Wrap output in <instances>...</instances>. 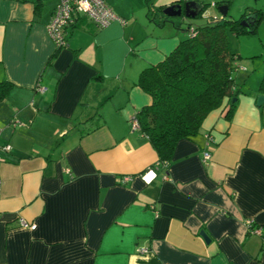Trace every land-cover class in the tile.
I'll use <instances>...</instances> for the list:
<instances>
[{
	"label": "crops",
	"instance_id": "obj_1",
	"mask_svg": "<svg viewBox=\"0 0 264 264\" xmlns=\"http://www.w3.org/2000/svg\"><path fill=\"white\" fill-rule=\"evenodd\" d=\"M46 1L37 14L34 0H0V83L10 85L0 101V264H264V105L256 106L264 75L253 80L238 60L243 93L231 119L226 99L192 141L178 142L166 171L132 130L151 103L136 83L190 25H161L147 0H104L122 22L100 29L81 16L58 51L47 32L57 0ZM150 1L155 11L202 6ZM219 1L234 20L264 13V0L211 7ZM240 37L253 50L259 37L264 49V15L255 34ZM240 37L230 35L229 47ZM151 168L157 178L145 185Z\"/></svg>",
	"mask_w": 264,
	"mask_h": 264
},
{
	"label": "trees",
	"instance_id": "obj_2",
	"mask_svg": "<svg viewBox=\"0 0 264 264\" xmlns=\"http://www.w3.org/2000/svg\"><path fill=\"white\" fill-rule=\"evenodd\" d=\"M150 2L147 0L151 17L160 12L163 16L161 25L170 21L161 9H151ZM34 4L38 14L42 0H34ZM219 6L221 4H217ZM206 7L202 4L201 14ZM262 15L261 10L248 9L237 20L226 15L221 19L211 18L204 26L192 27L189 24L188 30H193L195 35L187 34V38L181 40L163 61L140 73L136 86L151 98V103L134 117L139 132L149 140L164 170H168L178 142L192 141L200 133L207 116L219 109L226 99L229 103L225 118L231 119L237 98L243 91L233 77L240 58L231 52L229 36L255 34L262 24ZM78 21L79 18L72 26L75 27ZM100 81L102 76L97 75L92 86ZM9 86L6 82L0 83V101L6 96ZM258 93L264 95V79ZM110 97L112 94L109 93L99 106Z\"/></svg>",
	"mask_w": 264,
	"mask_h": 264
},
{
	"label": "built area",
	"instance_id": "obj_3",
	"mask_svg": "<svg viewBox=\"0 0 264 264\" xmlns=\"http://www.w3.org/2000/svg\"><path fill=\"white\" fill-rule=\"evenodd\" d=\"M81 16H86L98 28H106L112 22L122 20L118 18L107 5L104 0H57V6L54 9L51 21L47 26V32L57 49L68 47L66 38V30L75 23V20ZM191 35H195L193 30H190ZM132 130H139L137 120L131 119ZM9 151V146L4 147ZM205 160L210 159V154L205 153ZM157 178V173L154 169H148L141 175V180L145 185H150ZM129 181V177L122 179V182ZM1 186V180H0ZM248 225L251 222L247 223ZM18 225L22 229L31 231L36 230L35 224H30L23 219L18 221Z\"/></svg>",
	"mask_w": 264,
	"mask_h": 264
},
{
	"label": "rangeland",
	"instance_id": "obj_4",
	"mask_svg": "<svg viewBox=\"0 0 264 264\" xmlns=\"http://www.w3.org/2000/svg\"><path fill=\"white\" fill-rule=\"evenodd\" d=\"M50 0L46 1L49 2ZM200 1V0H198ZM202 4L206 5V9L205 12L203 13V15L200 18L197 19H186V21H182L183 18L181 17H175V18H170V22L175 23L178 27L181 26L182 28H187L188 25H192V27L195 26H204L206 25L211 18H219V11L216 10L215 8L211 7L212 5V1L213 0H201ZM200 1V2H201ZM218 4H220L219 2H216ZM49 4H55L54 1L49 2ZM239 17V16H238ZM237 18V17H235ZM170 24V23H169ZM253 37V36H250ZM243 37H240L238 39H235L232 41L231 45H230V50L231 52L235 53L236 55H238L240 57L239 61L240 65L245 66L247 68L248 71V76H253V80H255V75H264L262 74V72H255L253 69H256L257 71L259 70V68L264 69V49L259 47L260 44V39L259 37H254L255 40V44L257 42V46L256 50H253V46L252 41H248L245 42L244 40H242ZM253 65H255V68H253ZM235 78V75H234ZM237 78V77H236ZM249 80V78H248ZM252 83V79L249 80V83ZM244 90H248L247 87H243Z\"/></svg>",
	"mask_w": 264,
	"mask_h": 264
},
{
	"label": "water",
	"instance_id": "obj_5",
	"mask_svg": "<svg viewBox=\"0 0 264 264\" xmlns=\"http://www.w3.org/2000/svg\"><path fill=\"white\" fill-rule=\"evenodd\" d=\"M218 11L222 16L225 17L227 14V7L226 6L220 7L218 8ZM200 13H202V9L197 6V2L195 1L185 2L183 5L180 4V5L170 6L167 7L165 10H163V14L169 18L181 17L183 15L187 19H194ZM262 105H264V96L259 95L256 100V106L261 107ZM200 235L207 243L209 242L207 236L204 233L201 232Z\"/></svg>",
	"mask_w": 264,
	"mask_h": 264
},
{
	"label": "flooded vegetation",
	"instance_id": "obj_6",
	"mask_svg": "<svg viewBox=\"0 0 264 264\" xmlns=\"http://www.w3.org/2000/svg\"><path fill=\"white\" fill-rule=\"evenodd\" d=\"M182 10H183V8H182Z\"/></svg>",
	"mask_w": 264,
	"mask_h": 264
}]
</instances>
